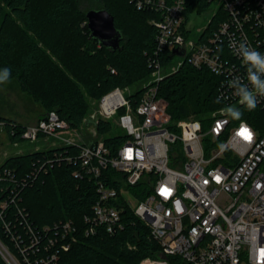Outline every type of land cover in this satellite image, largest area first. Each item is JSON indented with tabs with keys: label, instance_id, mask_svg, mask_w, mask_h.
<instances>
[{
	"label": "built area",
	"instance_id": "1",
	"mask_svg": "<svg viewBox=\"0 0 264 264\" xmlns=\"http://www.w3.org/2000/svg\"><path fill=\"white\" fill-rule=\"evenodd\" d=\"M131 2L137 9L161 14L150 21L156 28V44L148 57L151 76L141 86L139 101L134 103L135 92L130 87H116L101 97L97 111L84 118L81 128L71 127L55 110L33 123L0 120V135L14 145L23 139L53 137L62 145L52 149L66 148L65 152L55 150L53 156L39 160L23 183L46 171L47 164L76 165L75 177H88L97 183V198L91 213L84 217L86 235L99 231L115 234L125 229L129 221L125 210L130 209L150 228L151 238L159 245L156 255L145 256L139 264H264V97H257L253 112L261 115H256L254 122L233 120L222 112L228 106L244 109L229 85L236 77L247 83L246 66L230 43L235 41L237 47L245 43L264 54V0H218L216 11L197 40L191 38L189 21L183 29L187 0ZM220 10L223 14L218 26L203 37ZM167 50L185 57L171 70L163 62ZM185 61L206 67L219 77L218 97L223 106L211 111L206 123L195 117L173 121L168 102L159 96L165 75ZM101 120L126 130L120 146L113 148L98 136L97 124ZM90 123L93 130L88 133L82 127ZM20 125L21 140L12 141ZM243 128L251 131V142L239 135ZM73 132L76 136H67ZM180 144L186 160H179L178 151H172ZM73 148L79 152L74 153ZM105 171L111 173L104 175ZM9 175L4 171L0 181ZM216 177H220L219 181ZM10 181L17 180L11 177ZM142 181L147 190L140 198L142 190L134 195L130 189ZM19 185L16 182L15 189ZM163 188L169 189V194H162ZM15 189H10L8 195L12 202L19 195ZM133 199L138 200L137 205ZM8 204V200L0 203L1 213ZM18 212L25 216L23 209ZM25 227L31 233L29 245L22 244L23 238L6 225L22 256L19 259L0 240V252L7 264H56L60 253L70 248L67 237L76 230L71 220L56 224L60 245L46 257L33 261L29 252L40 251L41 236L28 223ZM71 237L75 241L76 237ZM55 242L52 239L51 246ZM45 249L49 251L50 245Z\"/></svg>",
	"mask_w": 264,
	"mask_h": 264
},
{
	"label": "trees",
	"instance_id": "2",
	"mask_svg": "<svg viewBox=\"0 0 264 264\" xmlns=\"http://www.w3.org/2000/svg\"><path fill=\"white\" fill-rule=\"evenodd\" d=\"M210 4V0H187L183 29L190 13L195 10L201 13ZM102 7L115 16V24L124 34L117 50L102 45L90 35L86 12ZM222 14L220 10L219 15L213 17L203 37L216 29ZM160 17L161 14L154 10L137 9L131 0H0V69L10 68V78L17 79L22 89L41 104L43 112L39 117L55 110L71 127L80 128L89 112V98L100 100L116 87H132L150 78L152 68L148 57L156 44V28L150 21ZM173 56V52L167 50L163 62L169 63ZM218 84L219 77L211 70L185 61L176 71L165 75L158 93L168 102L173 121L193 116L206 123L211 111L223 106L221 101L216 102ZM134 92L136 104L143 88L138 86ZM242 112L241 118L249 122L261 115L246 109ZM2 119L11 121L0 116ZM113 127L111 121L101 120L97 124L98 136ZM22 128L17 126L18 133L11 137L12 141L21 140L18 134ZM104 139L113 148L125 140L122 135ZM65 149L12 155L0 165V174L6 170L10 172L7 180L0 181V203L9 202L3 213L0 209V240L4 245L22 259L6 225L23 238L22 244L29 245L31 233L25 227L28 223L41 236L40 251H30V259L46 257L60 245L55 225L71 220L76 230L67 237L70 248L60 253L56 264H139L145 256L156 255L159 245L151 238L150 228L130 209L125 210L129 218L125 229L115 234L99 231L86 235L84 217L91 213L97 198V183L88 177H75L76 165L47 164L46 171L23 183L39 160L53 156L55 150L65 152ZM71 151L78 153L79 149ZM109 173L105 171L104 175ZM11 177L21 183L16 189ZM137 188L139 192L142 190V195L138 194L143 198V190H147L145 182H140ZM10 189L19 193L14 202L8 199ZM19 209H23L25 216L19 214ZM52 239L56 241L53 246ZM48 245L49 251L45 249ZM0 264H7L1 252Z\"/></svg>",
	"mask_w": 264,
	"mask_h": 264
},
{
	"label": "rangeland",
	"instance_id": "3",
	"mask_svg": "<svg viewBox=\"0 0 264 264\" xmlns=\"http://www.w3.org/2000/svg\"><path fill=\"white\" fill-rule=\"evenodd\" d=\"M219 5L218 0H214L207 10L198 13L196 10L189 15V28L191 29V38L197 40L200 35V31L206 27L213 13L216 11ZM185 57L181 55H174L173 59L166 64L167 70H171L174 66H177L179 62L184 61ZM148 81V80H147ZM144 83H137L130 87L131 91H135L138 86L141 87ZM90 108L87 116L91 113H95L98 109L99 100L90 99ZM43 112V108L39 102H36L32 96L22 89L19 82L15 78H10V81L6 84L0 85V116L4 118H12L15 120H21L22 122H30L39 114ZM193 117V116H191ZM190 118V117H189ZM188 119V118H185ZM113 129L102 137H110L113 135H122L126 133V130L121 126L114 124ZM81 128V127H80ZM86 132H91L93 126L91 123L86 127H82ZM67 136H76V134L68 133ZM62 141L53 137L44 138L40 137L36 141H30L29 139H23L19 141L18 145L10 143L7 137L0 135V163L4 162L5 158L26 152L35 151L37 148L40 150L52 149L55 146H61ZM172 151H178L179 160H186V152L182 145L174 146ZM171 151V152H172ZM137 187L131 188L130 193L138 195ZM134 205H137L138 200L133 199ZM247 264V263H242Z\"/></svg>",
	"mask_w": 264,
	"mask_h": 264
},
{
	"label": "clouds",
	"instance_id": "4",
	"mask_svg": "<svg viewBox=\"0 0 264 264\" xmlns=\"http://www.w3.org/2000/svg\"><path fill=\"white\" fill-rule=\"evenodd\" d=\"M230 46L236 49L237 55L246 66L247 83H244L240 77H236L231 81L229 87L238 97V104L247 111H253L258 104L257 97H264V54L245 43H240L237 47L236 42L232 41ZM10 77V68L0 69V85L8 83ZM216 102H220V97ZM222 112L233 120H240L243 115L240 108L234 106L223 108Z\"/></svg>",
	"mask_w": 264,
	"mask_h": 264
},
{
	"label": "water",
	"instance_id": "5",
	"mask_svg": "<svg viewBox=\"0 0 264 264\" xmlns=\"http://www.w3.org/2000/svg\"><path fill=\"white\" fill-rule=\"evenodd\" d=\"M90 35L102 45L117 50L124 38L123 32L115 24V16L106 8H92L86 12ZM162 257H165L161 254Z\"/></svg>",
	"mask_w": 264,
	"mask_h": 264
},
{
	"label": "snow or ice",
	"instance_id": "6",
	"mask_svg": "<svg viewBox=\"0 0 264 264\" xmlns=\"http://www.w3.org/2000/svg\"><path fill=\"white\" fill-rule=\"evenodd\" d=\"M239 135H241V137L248 142H251V140L253 138L251 131L247 128H243L241 130V132L239 133ZM130 157H131V153L129 152V158ZM216 179H217V181H219L220 177H216ZM161 191H162V194H164V195L169 194V189H167V188H163Z\"/></svg>",
	"mask_w": 264,
	"mask_h": 264
},
{
	"label": "crops",
	"instance_id": "7",
	"mask_svg": "<svg viewBox=\"0 0 264 264\" xmlns=\"http://www.w3.org/2000/svg\"><path fill=\"white\" fill-rule=\"evenodd\" d=\"M38 118H40V117H36L34 120H32V121H30V122H27V123H33V122H35ZM18 120V119H17ZM18 121H21V120H18ZM22 122V121H21ZM25 123V122H24ZM6 159V158H5ZM3 163V162H2ZM2 163H0V165L2 164Z\"/></svg>",
	"mask_w": 264,
	"mask_h": 264
}]
</instances>
